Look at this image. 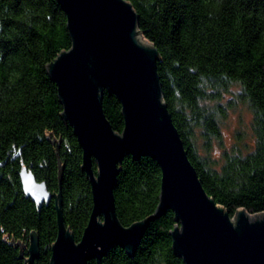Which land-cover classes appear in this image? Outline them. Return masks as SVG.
I'll use <instances>...</instances> for the list:
<instances>
[{"label":"trees","instance_id":"obj_1","mask_svg":"<svg viewBox=\"0 0 264 264\" xmlns=\"http://www.w3.org/2000/svg\"><path fill=\"white\" fill-rule=\"evenodd\" d=\"M126 1L141 36L158 52L162 99L204 191L230 218L239 209L264 213V0ZM70 48L56 0H0V264H25L33 231L39 243L33 264H49L57 234L54 202L38 207L24 196L23 168L60 193L64 224L76 242L89 219L82 151L48 73ZM233 89L251 114L253 142L239 137L226 148L220 126L233 104L221 100ZM102 109L121 133L117 98L104 92ZM118 169L113 195L119 222L127 227L149 220L148 226L132 255L115 246L99 263L87 264H184L172 250L174 214L154 217L161 182L156 162L125 156Z\"/></svg>","mask_w":264,"mask_h":264},{"label":"water","instance_id":"obj_2","mask_svg":"<svg viewBox=\"0 0 264 264\" xmlns=\"http://www.w3.org/2000/svg\"><path fill=\"white\" fill-rule=\"evenodd\" d=\"M66 16L71 48L48 65L63 119L82 151L81 170L90 185L92 208L76 242L64 224L60 193H51L23 168V194L36 206L54 202L57 234L49 264L99 263L113 247L133 254L149 220L123 226L113 190L125 156H149L161 173L154 217L174 214L172 250L184 264H264V213L229 212L204 191L162 99L158 52L138 31V16L126 0H56ZM121 105L123 129L112 130L102 96ZM93 162L96 171L93 170ZM22 252V250L20 251ZM25 264L39 255L38 236L29 234Z\"/></svg>","mask_w":264,"mask_h":264},{"label":"rangeland","instance_id":"obj_3","mask_svg":"<svg viewBox=\"0 0 264 264\" xmlns=\"http://www.w3.org/2000/svg\"><path fill=\"white\" fill-rule=\"evenodd\" d=\"M230 101L233 106L226 110V118L221 122L222 145L229 148L231 145L238 143V138L241 137L240 143L252 144L253 140L250 131L251 114L247 107L237 101L235 89L231 94H226L221 100L222 104ZM243 145V144H241ZM218 144H214V155L219 154Z\"/></svg>","mask_w":264,"mask_h":264}]
</instances>
